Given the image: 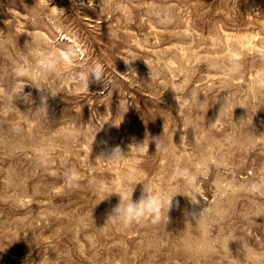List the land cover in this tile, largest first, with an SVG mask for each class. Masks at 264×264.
Instances as JSON below:
<instances>
[{"label": "rangeland", "instance_id": "rangeland-1", "mask_svg": "<svg viewBox=\"0 0 264 264\" xmlns=\"http://www.w3.org/2000/svg\"><path fill=\"white\" fill-rule=\"evenodd\" d=\"M82 3L0 0V264H264V0Z\"/></svg>", "mask_w": 264, "mask_h": 264}, {"label": "clouds", "instance_id": "clouds-1", "mask_svg": "<svg viewBox=\"0 0 264 264\" xmlns=\"http://www.w3.org/2000/svg\"><path fill=\"white\" fill-rule=\"evenodd\" d=\"M74 2L79 4L80 6H83L84 4L82 3V0H74ZM27 44L28 43H26V46ZM41 60H42L43 65L47 67L49 70L54 71L56 69L57 57H55L54 55H51V54L44 55L41 57ZM25 75L26 73H23V72L18 73V76L20 77H24ZM150 75H151V69H150ZM35 79L38 80L39 78L36 77ZM84 79L86 80L88 86L92 82L103 83V85H105L106 83V77L104 75L103 68L99 64H96L93 67H91L88 70ZM37 88L41 89L42 91L44 89H47L48 92L52 96H55L57 94V92L53 91L51 88H41V87H37ZM23 90H24V87L14 89L12 91L13 98L14 99L23 98L24 100H29L30 94H25ZM173 90L176 93V90L174 88ZM225 100H226V97H225ZM42 103L47 105L46 96L42 97ZM224 105L222 106L220 111L223 110ZM240 107L246 108L245 106H240ZM144 146H145V140L139 144H132L129 146L130 151L128 153H131L133 150H135L136 152H143L145 150ZM155 146L156 148L160 147L159 142L156 140H155ZM123 155H125V153L121 150L119 146H116L115 148L111 150V153L107 157L110 159H119ZM139 183H142V182H139ZM112 193L119 194L120 202L117 206H115L112 209L110 216L114 218V220L118 221L120 224L127 226V225H131L134 223L135 224L143 223L146 221L151 222L152 224H156L158 221L162 219V217L164 216V213L167 212L169 208H171L173 197L179 192L173 194L171 198L166 199L162 193L156 191L155 189L151 187H147L143 184V191L141 193V196L136 201H134L132 198L126 199L124 195H122L121 193L117 191L110 192L108 196H110ZM211 214H214V213H211ZM250 264H254V262L250 261Z\"/></svg>", "mask_w": 264, "mask_h": 264}]
</instances>
